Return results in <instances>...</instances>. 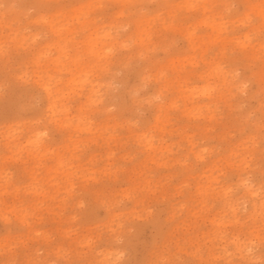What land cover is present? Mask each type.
Masks as SVG:
<instances>
[{"label": "rangeland", "instance_id": "374dc122", "mask_svg": "<svg viewBox=\"0 0 264 264\" xmlns=\"http://www.w3.org/2000/svg\"><path fill=\"white\" fill-rule=\"evenodd\" d=\"M262 122L264 0H0V264H261Z\"/></svg>", "mask_w": 264, "mask_h": 264}, {"label": "bare ground", "instance_id": "6f19581e", "mask_svg": "<svg viewBox=\"0 0 264 264\" xmlns=\"http://www.w3.org/2000/svg\"><path fill=\"white\" fill-rule=\"evenodd\" d=\"M243 185H245V190L248 193V195L251 196L254 192L250 191V187H248V185H246L245 183H243ZM225 204H227L226 206H228L231 216L236 218V213H237L239 203H237L235 200L232 201L227 198ZM253 210L256 211V208H253ZM257 210L260 211L261 215H264V201L259 205V207H257ZM235 245H236V250H238L240 255H243V253L246 252V248L244 247L242 248V246H240L239 243H236Z\"/></svg>", "mask_w": 264, "mask_h": 264}, {"label": "snow or ice", "instance_id": "6c2138e0", "mask_svg": "<svg viewBox=\"0 0 264 264\" xmlns=\"http://www.w3.org/2000/svg\"><path fill=\"white\" fill-rule=\"evenodd\" d=\"M262 124H264V122H262ZM261 235L262 237H264V216H262V220H261ZM31 264H43V262L36 260V261H32ZM161 264H174V262L163 261L161 262ZM208 264H212V262H208ZM261 264H264V261H262Z\"/></svg>", "mask_w": 264, "mask_h": 264}]
</instances>
